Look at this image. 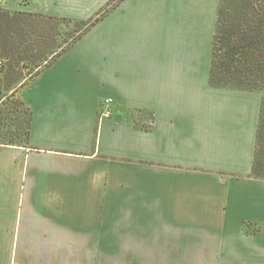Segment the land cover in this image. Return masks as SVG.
Segmentation results:
<instances>
[{"label":"crops","instance_id":"1","mask_svg":"<svg viewBox=\"0 0 264 264\" xmlns=\"http://www.w3.org/2000/svg\"><path fill=\"white\" fill-rule=\"evenodd\" d=\"M12 1L74 19L109 2ZM220 2L122 0L9 87L32 118L29 142L0 143V264H264L245 230L264 222L263 97L211 84Z\"/></svg>","mask_w":264,"mask_h":264},{"label":"trees","instance_id":"2","mask_svg":"<svg viewBox=\"0 0 264 264\" xmlns=\"http://www.w3.org/2000/svg\"><path fill=\"white\" fill-rule=\"evenodd\" d=\"M120 1L122 0L117 2L109 0L97 15L83 20L26 10H16L11 13L0 7V45L3 44L6 52H12L16 47H22L27 36L32 37V41L43 43L40 56H44V62H36L39 54L27 55L30 50H33L31 45L25 49L27 53L20 49L22 54L19 60H27L35 64L28 72L30 75L28 80L34 79L104 18L109 10ZM60 19L65 20L68 25L74 22V28L68 31L62 40H58V46H54L53 43L56 40L52 23ZM13 33H18L19 37H13ZM6 66V64L0 66V71L8 79L10 70L14 69L15 65L11 62L10 67ZM210 80L211 84L217 87L263 92L253 174L264 179V0H221ZM12 84L14 82L10 85ZM4 97H0L1 103L8 98ZM19 102L25 104L20 98ZM28 109L30 118L26 138L21 139L23 143L29 142L30 139L32 110L29 107ZM0 143L21 144L14 139ZM249 223L253 222L246 221L245 230L251 233L246 229Z\"/></svg>","mask_w":264,"mask_h":264},{"label":"rangeland","instance_id":"3","mask_svg":"<svg viewBox=\"0 0 264 264\" xmlns=\"http://www.w3.org/2000/svg\"><path fill=\"white\" fill-rule=\"evenodd\" d=\"M115 1L117 2L118 0ZM20 2L22 5H25L27 3L25 0H20ZM13 6H14V2L11 0L8 2L7 6L2 7V9L13 13L16 11L13 10L14 8ZM52 24H53V30L55 32V40H56L55 43H53V45L55 44L54 46H58L59 45L58 40H62L63 37L66 35V33L74 28V22L68 25V23L65 20L60 19L53 21ZM12 36L18 38L19 34L13 33ZM28 45H31L33 47V50H30L27 53L25 49L27 48ZM42 47H43V43H40L38 41H32V37L29 36H27L26 41L24 42L21 48L16 47L12 52H6L3 49V44L1 43L0 60H2L4 64L7 65L6 67H8L9 63L12 62V64L15 65V68L10 70L11 72L8 79H6L5 76L3 77V72L0 71V97L1 96L4 97V95H6L9 92L10 90L9 87L11 86L13 87V85H16L19 82L27 81L30 76L28 73L30 68L35 66V64L30 63L27 60H19V56L22 54L20 49L25 50L27 55L29 56H32L33 54H39V59L36 61L37 63H39L45 61L44 56L43 57L40 56V48ZM13 82L14 84L10 85ZM253 91H258V90H253ZM260 93L262 94L263 97V92L260 91ZM4 98H6V96ZM19 98L20 97L17 95H15L14 97L10 95L5 100V102L0 104V142H7V141L9 142L10 140L14 139L23 143L21 139L26 138V131L30 118V110L28 109L26 104L19 102ZM11 156L12 154L10 152L0 149V195L2 194V190L4 186L11 185L12 183V173L10 172V175L6 177V171L3 170V164L8 159L11 160ZM9 170L12 169L10 168ZM1 205L6 208L5 204H0V206ZM246 229H248L251 233L258 232V234H260V236L264 239V222L249 223L246 226Z\"/></svg>","mask_w":264,"mask_h":264},{"label":"built area","instance_id":"4","mask_svg":"<svg viewBox=\"0 0 264 264\" xmlns=\"http://www.w3.org/2000/svg\"><path fill=\"white\" fill-rule=\"evenodd\" d=\"M8 2H9V0H0V7H5V6H7ZM3 65H4V62H3L2 60H0V66H3ZM105 104H106V103H105ZM106 109H107V111H108V109H109V106H108V105H107ZM107 111H106V112H107Z\"/></svg>","mask_w":264,"mask_h":264}]
</instances>
